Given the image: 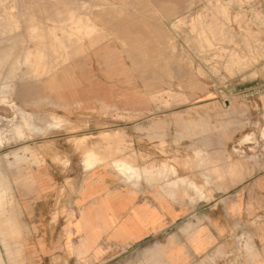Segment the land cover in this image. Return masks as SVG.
<instances>
[{"label":"rangeland","instance_id":"374dc122","mask_svg":"<svg viewBox=\"0 0 264 264\" xmlns=\"http://www.w3.org/2000/svg\"><path fill=\"white\" fill-rule=\"evenodd\" d=\"M85 148L199 191L151 237L79 258L84 185L166 186L88 171ZM0 233V264H264V0H0Z\"/></svg>","mask_w":264,"mask_h":264},{"label":"crops","instance_id":"0c3cea01","mask_svg":"<svg viewBox=\"0 0 264 264\" xmlns=\"http://www.w3.org/2000/svg\"><path fill=\"white\" fill-rule=\"evenodd\" d=\"M95 34L92 33L85 39L92 38ZM79 44L80 42L71 45L68 50ZM247 140L248 138L243 139L240 143ZM161 166H165L167 170L166 175L160 180L166 182V186H164V183L160 185V189H163L162 192L165 193L162 196L158 193L150 195L144 190L122 188L121 182L106 173L101 183L84 185L82 195H77V200L74 202L75 207H82V217L79 223L80 232L76 235L85 237L90 243L96 245L87 244L86 248H84L85 245L82 248L79 246L75 248L73 243L74 227L78 226L79 219L77 221L74 218L72 210L69 220L72 233V241H70L71 254L76 252L79 258H85L90 252L101 253L102 248L99 244L102 241H107L112 245L126 246L141 242L164 229L165 225L171 222L174 216L170 201L174 202L175 196L181 191V187L186 185L192 187L195 191L199 190L190 180L187 181L183 177H178L177 182L169 180L171 175L176 177V172H173L175 169L164 162ZM154 168L144 167L143 169L151 172L156 169ZM150 182L154 181H143L142 185ZM157 203L161 204L170 213L160 209ZM11 220H13L12 225L4 226L1 232L10 228L19 236L22 232V225L16 226L14 219L11 218ZM40 244L43 245L42 242ZM64 245H66V242ZM205 246L206 243L198 236L194 244L195 250H202ZM23 247L25 248V245ZM15 250L22 252V247L18 246ZM174 251L176 253L181 252L179 248H175ZM161 254V251L157 254L152 252L150 260L157 259Z\"/></svg>","mask_w":264,"mask_h":264},{"label":"bare ground","instance_id":"6f19581e","mask_svg":"<svg viewBox=\"0 0 264 264\" xmlns=\"http://www.w3.org/2000/svg\"><path fill=\"white\" fill-rule=\"evenodd\" d=\"M17 106H16L15 109L18 108ZM19 109L20 108H18L16 111H18ZM20 110H19V112H20ZM20 113L22 114V110H21ZM20 113H18V114H20ZM24 115H23V120L26 117V115H25V117H24ZM29 119H32V120L27 121ZM54 119H56V118H54ZM27 120L26 121L28 123L26 122V129L28 130V132L31 135H37V134H40L41 135V133H45L47 130L52 129V128L47 129L48 128L47 125H42V126L37 125L33 121V118H28ZM55 122L58 123L56 120H55ZM43 126H45V127H43ZM23 127H24V124H23ZM83 156H84V163H85L84 164L85 165L84 168L86 167V170L90 171V170H92L97 165H105V164H108L110 166V168H112L113 170L119 172L122 175L121 181L127 175V172L130 169H132V168L135 169L139 173L140 177L144 178L145 181H158V180H161L166 175V173H167V170H166V167L165 166L162 167L160 165L159 168H156L155 169L156 170V174H154L153 171L150 172L149 170H146V169H143V170L140 169L139 170V167L138 166H136V168H134L133 167V163L129 159H126V158H121L120 157V158H110V159H107L106 157H103L101 154H99L97 151H95L92 148H90V149L89 148H85L84 151H83ZM102 171H104V170H102ZM173 172L175 173V171H173ZM88 242H89V240H88Z\"/></svg>","mask_w":264,"mask_h":264}]
</instances>
